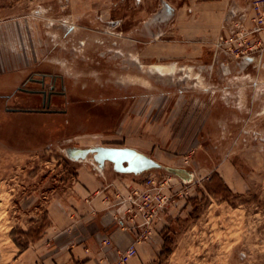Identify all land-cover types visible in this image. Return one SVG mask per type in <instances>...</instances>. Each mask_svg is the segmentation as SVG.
Listing matches in <instances>:
<instances>
[{
  "label": "rangeland",
  "instance_id": "374dc122",
  "mask_svg": "<svg viewBox=\"0 0 264 264\" xmlns=\"http://www.w3.org/2000/svg\"><path fill=\"white\" fill-rule=\"evenodd\" d=\"M166 1L179 12L219 2L181 56L174 18L159 37L146 31L160 0H0V49L65 76L86 101L55 117L52 138L33 130L45 117H25L43 113L0 117V264H67L59 247L69 235L54 242L48 229L57 211L84 216L78 205L67 210L70 199L134 231L140 246L159 238L145 264H264V0ZM100 145L135 148L194 178L116 174L106 163L117 181L88 191L79 171H103L66 148Z\"/></svg>",
  "mask_w": 264,
  "mask_h": 264
},
{
  "label": "crops",
  "instance_id": "0c3cea01",
  "mask_svg": "<svg viewBox=\"0 0 264 264\" xmlns=\"http://www.w3.org/2000/svg\"><path fill=\"white\" fill-rule=\"evenodd\" d=\"M217 4H219V2L212 1L211 3H208L206 5L200 4L201 6L199 5L200 8L198 10L189 7L186 10H182V12H179L178 10H176V8H174L175 20L172 26H175L177 34L181 36V41L179 42L180 48H176L181 49L179 56L183 55V52H188V45L186 44H194V37L203 33V31L200 29L198 21L211 19L208 16L203 17V13H205V15L207 14L203 11L214 10V12H217L219 11V6ZM154 14L155 12L149 16V19L148 21H146L145 26H147L146 31L148 32V34L153 36V38H156L163 35L166 32L168 26H164L163 23L155 22L154 20H152V16ZM72 32H74V26L68 25L66 34H70ZM0 35L3 36L1 32ZM0 42H2L1 38ZM1 45L3 44L0 43V47ZM23 60L24 59L21 57V55L15 52L11 51L10 53H8L4 49H0V107H5V110L0 112V117H11L15 116L14 114H12L13 112H21L7 110L8 108H30L32 106H35V96L20 92V88L24 85H27L30 88L36 86L33 84V78L36 70L35 68L32 69L27 64H24ZM182 71L184 72V68L182 69ZM23 100H25L26 102H23ZM20 104L22 105L19 107L16 106ZM28 115L29 117H25L29 119L33 117V119L36 120H40L45 117L44 120H46L45 122L47 125L46 128H42L40 130V128L34 127L33 130L35 133L41 131L42 133L46 132L48 137L51 136L52 138L54 136L56 132V129L54 127L55 117L59 116L36 114L37 118H35V115L33 114ZM35 133L33 134L35 135ZM102 171L103 172L101 174H98L91 170V173L88 171V168H83L79 171L78 178L82 180L88 191L101 190L105 185L110 186L117 181V172H115L114 170L113 173L116 174L107 172L108 170L106 164ZM99 175H101L102 177L100 178ZM78 192L79 196L81 197H86L87 195L85 191L78 190ZM101 193L104 194V191H101ZM101 193H99L98 195H100ZM109 193L110 191L107 194ZM77 198L79 200L78 196ZM96 199H98V197H96L94 201ZM70 205L80 206L82 208L84 216L82 218L80 217L79 220L71 221L68 218L65 209L63 212L57 211V216L54 212L55 214L54 216H52L53 218L50 216V218L52 219V224L48 229L52 230L51 236L53 238V241L62 234L69 235V241L66 246L62 247L61 250L59 247V252L63 253V259L67 262V264H74V262H76L77 264H119L118 262L120 255L125 252V250L132 244L134 245L138 255L131 258L127 262V264H145L147 261L155 257L160 247L159 238L158 240L153 239L154 242L152 241L150 245L145 244L143 246H140V242H137L138 235H136L134 231L131 232L128 230V233L124 231L126 229L123 228V226H121L122 228L120 229L112 227V222L109 223V221H107V217L101 220V218L99 219L95 218V216L89 215L88 211H90V207H87V205L83 204V202L79 203L76 202V200L70 199V203L67 209L68 211L71 209ZM96 220L107 222H105V224L103 223L101 228L99 226V229L94 225L96 223ZM96 228L98 229V231ZM98 235H101L103 237L100 238ZM106 242H109L110 244H106Z\"/></svg>",
  "mask_w": 264,
  "mask_h": 264
},
{
  "label": "water",
  "instance_id": "95a60500",
  "mask_svg": "<svg viewBox=\"0 0 264 264\" xmlns=\"http://www.w3.org/2000/svg\"><path fill=\"white\" fill-rule=\"evenodd\" d=\"M161 8L152 17L155 22L168 24L175 15V9L166 1L160 0ZM251 60V59H247ZM19 111V110H11ZM66 154L71 160H85L92 156L98 170H103L106 163L112 164L113 170L121 174L141 175L153 170H165L179 178L184 184L190 183L194 173L183 168H171L151 159L132 147L92 146L87 148L69 147Z\"/></svg>",
  "mask_w": 264,
  "mask_h": 264
},
{
  "label": "flooded vegetation",
  "instance_id": "af4514ba",
  "mask_svg": "<svg viewBox=\"0 0 264 264\" xmlns=\"http://www.w3.org/2000/svg\"><path fill=\"white\" fill-rule=\"evenodd\" d=\"M70 83H72V81H67L65 76L56 73L36 72L33 78V84L36 86L30 88L29 86L27 87V85H24L20 88V92L28 93L36 97L35 107L27 109L8 108L7 110L31 111L35 113L69 117L76 104L86 102L85 100H78L81 97L78 96V91L72 89L74 87L71 89L68 88ZM57 100L58 102L61 100L62 104L58 106ZM69 118H64L63 122L69 124ZM89 119L90 117L85 118L83 124L91 123V120ZM86 126L87 125H83V127Z\"/></svg>",
  "mask_w": 264,
  "mask_h": 264
},
{
  "label": "built area",
  "instance_id": "2783aa9c",
  "mask_svg": "<svg viewBox=\"0 0 264 264\" xmlns=\"http://www.w3.org/2000/svg\"><path fill=\"white\" fill-rule=\"evenodd\" d=\"M151 172H152V171H151ZM146 173H150V172H146ZM162 205H164V204H162ZM142 207L144 208V206H142ZM146 216H147V218H146L147 222H150L151 214H147ZM148 224H149V223H148ZM140 241H141V237L138 236V238H137V242L139 243ZM106 243H107V242H106ZM107 244H109V242H108ZM135 253H136V249H135L134 245L132 244V245H130V246L127 248V250L125 251V253H124L123 255L120 256V261H121L122 263H124L129 257L133 256Z\"/></svg>",
  "mask_w": 264,
  "mask_h": 264
},
{
  "label": "bare ground",
  "instance_id": "6f19581e",
  "mask_svg": "<svg viewBox=\"0 0 264 264\" xmlns=\"http://www.w3.org/2000/svg\"><path fill=\"white\" fill-rule=\"evenodd\" d=\"M173 7V6H172ZM154 70V69H153ZM155 70H157V71H160V69L159 68H157V69H155Z\"/></svg>",
  "mask_w": 264,
  "mask_h": 264
},
{
  "label": "trees",
  "instance_id": "16d2710c",
  "mask_svg": "<svg viewBox=\"0 0 264 264\" xmlns=\"http://www.w3.org/2000/svg\"><path fill=\"white\" fill-rule=\"evenodd\" d=\"M170 252V250H167L166 253Z\"/></svg>",
  "mask_w": 264,
  "mask_h": 264
}]
</instances>
